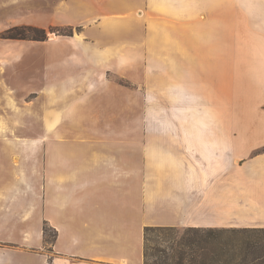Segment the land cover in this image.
<instances>
[{
	"label": "crops",
	"instance_id": "obj_1",
	"mask_svg": "<svg viewBox=\"0 0 264 264\" xmlns=\"http://www.w3.org/2000/svg\"><path fill=\"white\" fill-rule=\"evenodd\" d=\"M48 2L81 31L49 42L33 99L0 96L1 131H36L0 137V264H144L147 227L264 228V0Z\"/></svg>",
	"mask_w": 264,
	"mask_h": 264
},
{
	"label": "trees",
	"instance_id": "obj_2",
	"mask_svg": "<svg viewBox=\"0 0 264 264\" xmlns=\"http://www.w3.org/2000/svg\"><path fill=\"white\" fill-rule=\"evenodd\" d=\"M3 40L46 41V31L15 27ZM44 227L46 243L57 234ZM144 264H264V228H174L144 230Z\"/></svg>",
	"mask_w": 264,
	"mask_h": 264
},
{
	"label": "rangeland",
	"instance_id": "obj_3",
	"mask_svg": "<svg viewBox=\"0 0 264 264\" xmlns=\"http://www.w3.org/2000/svg\"><path fill=\"white\" fill-rule=\"evenodd\" d=\"M47 1H49L48 5H51V0H0V37L15 27L38 28L45 30L47 36L46 41L3 40L0 38V80L3 79L9 83L8 86H2L0 83L1 97L17 95L23 98L27 95L25 100L33 99L35 94H32V91L40 89L45 81L46 55L53 48L49 42L75 37L81 31L75 26L52 27L46 13V11L50 13V8L46 9ZM58 3L59 0H53L54 10L55 4ZM67 68V71H73V67ZM107 75L109 79L114 76L112 72H108ZM117 83L122 86L134 87L130 81L124 79H118ZM134 120L138 119L134 118ZM35 134L36 131L30 130H0V137L26 138L35 136ZM38 222L37 216L33 225H37ZM53 234V231H50V235Z\"/></svg>",
	"mask_w": 264,
	"mask_h": 264
}]
</instances>
